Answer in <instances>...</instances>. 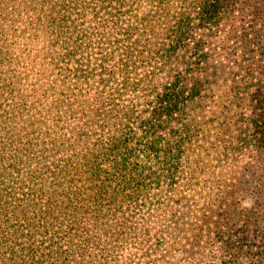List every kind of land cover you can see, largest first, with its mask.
I'll return each instance as SVG.
<instances>
[{"label": "trees", "instance_id": "16d2710c", "mask_svg": "<svg viewBox=\"0 0 264 264\" xmlns=\"http://www.w3.org/2000/svg\"><path fill=\"white\" fill-rule=\"evenodd\" d=\"M263 40L264 0H0V264H264L215 178L264 161Z\"/></svg>", "mask_w": 264, "mask_h": 264}, {"label": "rangeland", "instance_id": "374dc122", "mask_svg": "<svg viewBox=\"0 0 264 264\" xmlns=\"http://www.w3.org/2000/svg\"><path fill=\"white\" fill-rule=\"evenodd\" d=\"M264 46V40L262 42ZM264 49V47H263ZM239 49H237V54ZM238 126V125H237ZM235 126V128L237 127ZM236 130L233 133L236 134ZM250 139V136H247ZM249 141V140H248ZM250 142V141H249ZM243 153L233 162L232 165L217 174V181L232 183L235 180H241V189L233 196L231 204L236 206L235 211H231L233 217L230 221H237L236 227H241V220L251 224L248 228L253 230L254 226L257 231L264 232V161L262 162L257 156L258 152L253 149L252 145L245 143ZM212 170V166L205 167L204 171ZM204 172L202 178H206ZM240 233V231H239Z\"/></svg>", "mask_w": 264, "mask_h": 264}]
</instances>
